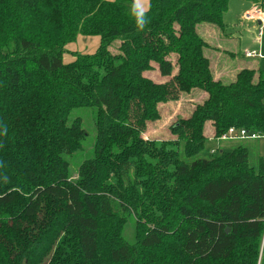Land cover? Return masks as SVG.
<instances>
[{
	"label": "trees",
	"instance_id": "obj_1",
	"mask_svg": "<svg viewBox=\"0 0 264 264\" xmlns=\"http://www.w3.org/2000/svg\"><path fill=\"white\" fill-rule=\"evenodd\" d=\"M229 1L150 0L138 31L132 0H0V264H264V158H199L231 128L264 134V71L214 79L197 32L223 31ZM80 36L99 37L97 52L64 62ZM195 90L173 140L142 138L160 105ZM82 108L96 137L74 177Z\"/></svg>",
	"mask_w": 264,
	"mask_h": 264
},
{
	"label": "rangeland",
	"instance_id": "obj_2",
	"mask_svg": "<svg viewBox=\"0 0 264 264\" xmlns=\"http://www.w3.org/2000/svg\"><path fill=\"white\" fill-rule=\"evenodd\" d=\"M113 1V0H109ZM250 11L249 4L243 0H230L228 3V10L224 16V22L227 27L222 31L214 25L210 24H200L197 26L198 35L213 49H206L204 54L208 57L214 67L226 68V69H236L240 67L242 62H256L258 67L264 71V30L261 35L259 33V25H256L254 20H248L245 18V14ZM241 32L240 37L238 33ZM119 41H114L108 50L112 53L117 51ZM215 45H220L223 49L219 53H215ZM261 45V50L259 51V46ZM100 46L99 37H78L77 40L66 46V53L63 55L64 62H71L75 55H93L97 52ZM245 50H254L260 57H254L250 61L244 59ZM263 50V51H262ZM244 60V61H243ZM156 68V65L153 64ZM242 67V66H241ZM243 67H246L245 64ZM157 69V68H156ZM223 70V69H222ZM235 73V72H234ZM230 73L228 77L221 78L222 83L229 84L234 81V75ZM148 78L155 81H160L158 71H153L151 73H144ZM204 94L193 91L191 94L182 95L178 102H171L167 104H162L159 106L160 118L147 125L145 132L142 134V138L145 140H156V141H170L175 137L171 135V125L175 123L178 118L188 117L193 111V108L202 101V96ZM73 116H78L82 118L83 128L87 133V138L83 142V150L80 153L68 158L70 164V172L75 177L79 168V165L92 155L93 142L96 137L94 119L95 111L93 108H82L77 109L72 112ZM211 125L207 124L205 126V135L211 137ZM244 146L248 149L249 160L252 165H255L257 157L264 152V139L258 141H242V142H232V141H215L213 139H208L206 142L205 151L199 155V158H212L217 156L219 150H228L236 146ZM217 151L214 154H208V151L212 147H216ZM262 146V147H259ZM210 147V148H209ZM180 158L183 159V146L179 149ZM134 222L128 223L125 228L124 236L126 240L131 241L134 237Z\"/></svg>",
	"mask_w": 264,
	"mask_h": 264
},
{
	"label": "crops",
	"instance_id": "obj_3",
	"mask_svg": "<svg viewBox=\"0 0 264 264\" xmlns=\"http://www.w3.org/2000/svg\"><path fill=\"white\" fill-rule=\"evenodd\" d=\"M244 1V0H243ZM246 3H248L249 4V9H250V11H248L247 13H253V16L254 17H256V18H260L261 20H264V10L262 11V10H259V9H256L250 2H248V1H245ZM227 13V12H226ZM226 13H225V15H226ZM224 15V16H225ZM246 15V14H245ZM223 21H224V17H223ZM255 21V23H256V25H259L258 24V21H256V20H254ZM224 24H225V22H224ZM225 26L227 27V25L225 24ZM240 34H241V32H239L238 33V35H239V37H240ZM221 49H223V47H221L220 45H215V50H216V53H219L220 54V50ZM261 50V45L259 46V51ZM252 51H254V50H252ZM263 51V50H262ZM245 52H248L247 50H245ZM244 59H246V60H248V61H250L252 58H247V57H245L244 56ZM211 61V60H210ZM244 61V60H243ZM211 63V67H212V70H213V76H214V79H218V80H223V79H221V78H226V77H228V75L230 74V73H234L235 71H238V70H240L241 68H243V65L245 64V68H250V69H260L259 67H258V64L256 63V62H249V63H247V62H242L243 64L240 66V67H238V68H236V69H233V70H230V69H226V68H219V69H217V67H214V65L212 64V62H210ZM223 69V70H222ZM261 70V69H260ZM235 74V73H234ZM234 75H232V76H230V78H232ZM204 97V95L201 97V98H203ZM216 141V140H215ZM254 141H258V140H254ZM232 142H237V141H232ZM239 142V141H238ZM240 142H242V141H240ZM242 146V145H241ZM218 146H216V147H212V148H210L209 149V151H208V154L210 155L211 153V151L212 150H216V149H218L217 148ZM231 148H232V146H230ZM244 147V146H243ZM259 147H262V146H259ZM263 147H264V145H263ZM230 148V149H231ZM248 150V149H247ZM257 158H264V152L263 153H261Z\"/></svg>",
	"mask_w": 264,
	"mask_h": 264
},
{
	"label": "built area",
	"instance_id": "obj_4",
	"mask_svg": "<svg viewBox=\"0 0 264 264\" xmlns=\"http://www.w3.org/2000/svg\"><path fill=\"white\" fill-rule=\"evenodd\" d=\"M245 18L248 20H256L259 24V33L258 35H261L262 31L264 30V20H261L260 18H256L253 16V13H247L245 15ZM260 57V54H258L255 51H248L245 53V57L247 58H254V57ZM264 139V134L259 132H250L246 131L244 129L236 130L234 128L229 129L226 134L222 135L219 139H216V141H254V140H260ZM216 150H212L210 153L214 154L216 153Z\"/></svg>",
	"mask_w": 264,
	"mask_h": 264
},
{
	"label": "clouds",
	"instance_id": "obj_5",
	"mask_svg": "<svg viewBox=\"0 0 264 264\" xmlns=\"http://www.w3.org/2000/svg\"><path fill=\"white\" fill-rule=\"evenodd\" d=\"M150 0H132L131 15L135 20V26L138 31H144L146 26L150 23L147 17V12L150 10ZM7 134V126L4 125L0 130V135Z\"/></svg>",
	"mask_w": 264,
	"mask_h": 264
}]
</instances>
